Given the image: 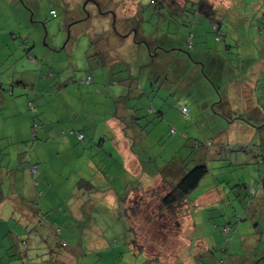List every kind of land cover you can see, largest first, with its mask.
Here are the masks:
<instances>
[{"label":"rangeland","instance_id":"1","mask_svg":"<svg viewBox=\"0 0 264 264\" xmlns=\"http://www.w3.org/2000/svg\"><path fill=\"white\" fill-rule=\"evenodd\" d=\"M186 1L0 0V264H264V0ZM197 164L178 232L162 189Z\"/></svg>","mask_w":264,"mask_h":264},{"label":"trees","instance_id":"2","mask_svg":"<svg viewBox=\"0 0 264 264\" xmlns=\"http://www.w3.org/2000/svg\"><path fill=\"white\" fill-rule=\"evenodd\" d=\"M155 3L158 4L159 0H153ZM162 2L167 1V0H161ZM189 0L186 1V4ZM160 4V3H159ZM175 4L177 5L178 3L173 2V5L175 6ZM195 4L196 7L198 8V11L202 12L204 15H206L207 17L211 18L212 20H219L217 17V10L216 7L217 5H215V3H213V1L210 0H195ZM170 5V4H169ZM186 6V5H184ZM184 6L180 7V5L177 6V8H184ZM173 7V6H172ZM53 15H56V11L53 10L52 11ZM220 23L218 22H214L213 23V27L214 30L216 31L217 35L216 38L219 39L221 37L220 35ZM194 37L193 33H190L189 37H188V42L190 45H192V41L191 38ZM27 53H29V49H27ZM90 78V80H89ZM93 81V77L92 76H87L86 78L82 79L81 81H79L80 84H89ZM29 108L30 109H34L35 105L33 102H29L28 103ZM186 109V110H184ZM181 110L186 113L188 112V109L185 105L181 106ZM39 124L35 123L33 124V136H32V141H35L38 139V131H39ZM42 130V129H41ZM173 131V130H172ZM79 134H83L84 137L80 138ZM79 140H83L86 138V134L82 131H78L77 133ZM197 146H200V144H198ZM36 165L38 168V172H33V174H41L40 168L38 166L37 163L31 165V169L32 166ZM208 172V168L206 165L204 164H197L196 166H194L193 168L189 169L188 171H186L185 173H183V171H173L171 172L170 176L168 177V179H170L168 182L167 180H165V182L168 184L167 186L164 187V189H162L163 191H165V193L163 195H161L160 197V206L162 208V210L165 212H168L171 216L176 218V222L177 225L176 226L178 228V232H180V226H182L181 223V218L183 216L182 212L184 209H186V207L188 206V202H189V198L188 195L200 184L201 180L203 179V177L207 174ZM264 177L260 178V181L257 185L258 189H263L264 190V181H263ZM80 185H85V186H91V188H94L95 186L87 180H82L80 181ZM248 193L251 197H248L246 199V202L251 205L253 204L252 199L254 197L257 196V190L255 189V187H253L252 185H247L246 186ZM262 191V190H261ZM262 194V193H261ZM250 198V199H249ZM243 219L241 218H236L235 223L239 224ZM231 228L229 225H227L226 227V233H227V239L231 238L228 236V233L230 232ZM177 233V232H176ZM169 237V236H168ZM167 238V236H166ZM166 246L167 245H173L171 242H169L168 239H166ZM132 246L131 249L136 252V253H141L143 254L144 252H146V246H144L143 244H139L136 239L132 240ZM148 243V242H147ZM154 248V247H151ZM148 250V249H147ZM149 251V250H148ZM153 253V255L156 258V251H149L148 255ZM224 262V261H223ZM30 264V263H27Z\"/></svg>","mask_w":264,"mask_h":264},{"label":"crops","instance_id":"3","mask_svg":"<svg viewBox=\"0 0 264 264\" xmlns=\"http://www.w3.org/2000/svg\"><path fill=\"white\" fill-rule=\"evenodd\" d=\"M261 66H263L262 64H260ZM47 75H51V72H48L47 73ZM16 76H13V83H17V84H19V87H17L19 90H20V92H23V91H25V89H23L27 84H26V82H25V80H24V76L22 75V76H20L19 78H15ZM14 79H17L16 81L14 80ZM7 83H8V81H1L0 82V90H3V87H6L7 86ZM91 83H93V81L91 82ZM8 87V86H7ZM38 87H39V81H37L35 84H34V88L35 89H38ZM2 92V91H1ZM0 92V101L2 102V103H7L6 102V100H4L5 99V97L3 96L4 94L3 93H1ZM37 92V91H36ZM12 94L14 93L13 91L11 92ZM263 98V97H262ZM30 102V101H29ZM28 102V103H29ZM4 105V104H3ZM2 105V106H3ZM1 106V107H2ZM28 108H29V105H28ZM11 116H14L13 114H11V113H9V112H7V111H3V114H0V122H3L5 119H7V118H9V117H11ZM112 125V124H111ZM113 127V126H112ZM42 129V128H41ZM79 131H82V130H80L79 129ZM46 130H44V133L46 134ZM49 132H53V131H49ZM83 132V131H82ZM47 135V134H46ZM78 136V135H77ZM77 139H78V137H77ZM86 139V138H85ZM84 139V140H85ZM79 140V139H78ZM79 141H81V140H79ZM119 150L120 151H122L123 150V147L120 145V147H119ZM123 151H127L128 152V150L126 149V150H123ZM133 158L135 159V157L133 156ZM91 162H93V160H91ZM34 164V163H33ZM38 164V163H37ZM91 166L92 167H94V164L93 163H91ZM95 166H96V164H95ZM129 166H131V168L132 169H135L136 167H137V163H136V161L135 160H131V163H129ZM97 167V166H96ZM98 168V167H97ZM263 181H264V178H263ZM38 183V182H37ZM51 189V187H49L48 189H47V193L49 192V191H51L50 190ZM54 193V191L52 190V194ZM262 193V194H261ZM260 193V195H264V191H262ZM69 199V198H68ZM73 200V198H70V200L69 201H72Z\"/></svg>","mask_w":264,"mask_h":264},{"label":"built area","instance_id":"4","mask_svg":"<svg viewBox=\"0 0 264 264\" xmlns=\"http://www.w3.org/2000/svg\"><path fill=\"white\" fill-rule=\"evenodd\" d=\"M89 80H90V78H89ZM184 110H186V109H184ZM79 137H80V138H83L84 135H83V134H79ZM31 170H32L33 172H38V168H37L36 165L32 166V169H31Z\"/></svg>","mask_w":264,"mask_h":264}]
</instances>
